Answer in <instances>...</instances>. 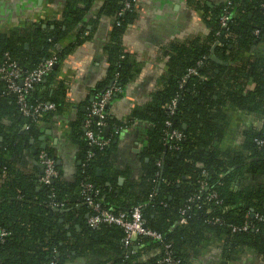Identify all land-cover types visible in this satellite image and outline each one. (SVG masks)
<instances>
[{"label":"trees","instance_id":"1","mask_svg":"<svg viewBox=\"0 0 264 264\" xmlns=\"http://www.w3.org/2000/svg\"><path fill=\"white\" fill-rule=\"evenodd\" d=\"M94 1L67 0L58 20L0 28V67L14 63L28 74L46 60L57 61V69L26 98L28 105L55 106L42 117H24L16 95L0 80V230L9 234L0 241V264H164L168 257L172 264H206L209 258L213 264L252 259L264 264V221L252 218L264 217V0H187L207 35L172 41L148 102L118 119L110 107L124 95H114L104 109L105 126L98 128L89 116L91 103L112 85L125 90L139 74L123 45L138 19V0H104L92 23L111 20L103 48L107 72L88 90L85 110L77 109L69 125L81 162L70 181L60 172L54 151L41 148L40 138L42 124H51L71 107L58 73L94 30L84 24ZM224 17L229 18L225 23ZM213 55L227 65L217 64ZM190 69L202 79L188 75ZM247 119L250 126L242 129ZM87 121L106 146L87 140ZM134 123L146 128L136 154L138 174L116 164L120 132ZM172 131L182 138H171ZM41 152L55 161L57 176L48 185L40 182ZM88 198L114 214L139 207L145 227L161 239L138 236L124 246L120 227L89 225L95 212Z\"/></svg>","mask_w":264,"mask_h":264},{"label":"crops","instance_id":"2","mask_svg":"<svg viewBox=\"0 0 264 264\" xmlns=\"http://www.w3.org/2000/svg\"><path fill=\"white\" fill-rule=\"evenodd\" d=\"M66 1L42 0L38 5L37 0H0V28L44 18L58 20ZM103 1L95 0L84 17V24H88L90 31L95 27L89 33L88 41L65 59L58 73V78L67 85L71 107L63 115L55 117L51 124H42L45 127L42 136L45 137L44 143L54 151L60 172L70 181L74 179L80 161L79 151L69 137V125L76 120L77 109L85 108L83 102L89 95L88 90L104 78L107 72L103 48L108 40L111 20L100 18L97 24L92 23ZM200 1L209 4L216 2ZM137 5L138 19L123 36V45L135 58L139 74L124 90L123 98L110 107V113L118 119L124 118L135 106L148 102V95L158 87L160 74L165 68L164 50L172 41L207 35L200 14L188 5L187 0H138ZM249 123L251 121L247 119L245 123H240V127L246 129ZM145 131L146 128L138 123L121 130L116 159L118 169H128L138 174L140 166L136 154L143 147ZM240 139L238 136L237 144ZM213 263L211 258L206 262ZM247 264H259V261L253 259Z\"/></svg>","mask_w":264,"mask_h":264},{"label":"built area","instance_id":"3","mask_svg":"<svg viewBox=\"0 0 264 264\" xmlns=\"http://www.w3.org/2000/svg\"><path fill=\"white\" fill-rule=\"evenodd\" d=\"M130 8V3H125V9ZM228 17L222 18V22L228 21ZM56 58H51L46 60L39 68L31 71L28 74L22 73V71L14 63H9L4 67H0V80L7 83V89L12 94H15L17 97V103L20 107V113L24 117H31L36 119V117H42L48 113L54 111L55 106L53 104H38L36 106L28 105L27 95L30 90L33 89V86L42 81L44 76L50 73L54 66L56 65ZM188 75L198 76V73L195 70H188ZM202 79V77H200ZM116 94H124V90L116 85H112L109 89L105 90L102 95H100L95 101H93L88 108L89 116L96 119V126L102 128L105 126V115L104 109L109 104L111 99ZM175 101L169 106L171 113L175 110ZM91 121L85 123V136L87 140L95 146L104 147L107 145L106 141H103L99 134L94 133L90 129ZM169 126V123L167 124ZM24 130H27V127H24ZM181 139L182 135L176 131L171 132V138ZM39 164L43 167V174L40 178V182L48 185L52 179L56 178L57 171L55 168V161L47 156L46 153L41 152L39 157ZM89 189L90 186H87ZM203 188V184H202ZM88 205L95 212L88 219V223L92 227H98L101 224L107 225H116L123 229L125 237L123 239L124 246H130L133 241L138 236H143L146 238H151L153 240L159 241L161 235L155 232L148 230L142 219L141 210L139 207L132 208L129 213L120 212L114 214L112 211L101 210L99 204L94 203L91 199H87ZM252 218H255L259 221H264V217L259 215H253ZM184 223V220L181 221ZM250 228V225H247L243 230ZM235 231V228L234 230ZM9 234L5 231L0 230V241H3ZM161 263L172 264L173 261L171 258H165ZM178 263V262H176Z\"/></svg>","mask_w":264,"mask_h":264},{"label":"water","instance_id":"4","mask_svg":"<svg viewBox=\"0 0 264 264\" xmlns=\"http://www.w3.org/2000/svg\"><path fill=\"white\" fill-rule=\"evenodd\" d=\"M37 1H38V5H40L41 2H42V0H37ZM219 41H221V39H219ZM218 43H219V42H218ZM218 43H216V44L214 45V47H213V49H212V53L214 52L215 48L218 46ZM211 58H212V60L215 61L217 64H220V65H227V63H224V62L220 61V60L217 59L214 55H213ZM54 69H57V65L54 66ZM92 101H93V99L91 98V99H90V102H92ZM80 110H81V111H84L85 108L83 107V108H81ZM108 132H109V128H106L105 131H104V135L106 136ZM44 140H45V137H41V138H40V141L43 142V143L41 144V148H42V149H45V148H46V143H44ZM34 152L36 153L37 150L35 149ZM80 164H81V162L78 163V165H80ZM39 168H40V170H41V173H43V167H42L40 164H39ZM98 175H101V171H100V170H98ZM122 182H123V179L120 178V179H119V185H121Z\"/></svg>","mask_w":264,"mask_h":264},{"label":"rangeland","instance_id":"5","mask_svg":"<svg viewBox=\"0 0 264 264\" xmlns=\"http://www.w3.org/2000/svg\"><path fill=\"white\" fill-rule=\"evenodd\" d=\"M253 260V259H252Z\"/></svg>","mask_w":264,"mask_h":264}]
</instances>
